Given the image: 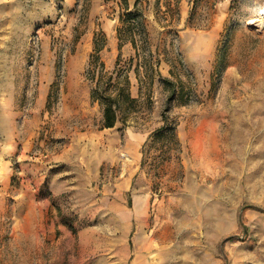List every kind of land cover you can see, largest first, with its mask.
<instances>
[{
    "label": "rangeland",
    "instance_id": "rangeland-1",
    "mask_svg": "<svg viewBox=\"0 0 264 264\" xmlns=\"http://www.w3.org/2000/svg\"><path fill=\"white\" fill-rule=\"evenodd\" d=\"M263 7L43 0L18 12L0 31L10 55L0 65V264H29L34 230L48 264H264V27L249 23ZM100 86L132 99L119 97L113 127H103ZM205 135L229 182L218 207L240 218L223 237L217 221L210 232L195 220L192 204L208 200L186 194L190 139ZM165 192L181 219L169 252L154 240Z\"/></svg>",
    "mask_w": 264,
    "mask_h": 264
},
{
    "label": "crops",
    "instance_id": "crops-1",
    "mask_svg": "<svg viewBox=\"0 0 264 264\" xmlns=\"http://www.w3.org/2000/svg\"><path fill=\"white\" fill-rule=\"evenodd\" d=\"M4 0H0V31L4 30L8 27H13L17 24L16 15L18 12H32V6L34 3L39 2L42 4L43 0H6V2H2ZM98 3V2H97ZM109 26V23H104L103 25ZM10 58L8 53H0V60H3V63L0 64L3 66V69L7 67L8 63H5ZM5 76V74H4ZM3 77V75H2ZM3 84V83H2ZM1 88V87H0ZM1 88L0 90H2ZM206 137H201L200 142L194 141L190 139L191 147L190 151L192 158L195 160L191 162L190 169H188V179L185 182V187L187 188L186 194L193 196L192 199H196L197 201L208 200L205 203H195L192 204V212L194 213L195 220H197V215L199 217V223L201 225L209 226L210 220L217 221L216 224L211 225L216 227L214 231V235L217 236H226V234L234 233L240 225V218L235 214V211L224 213L218 207L217 200L221 198L222 189L226 186H229V182L225 186V182L223 179H218L216 171L217 164L220 162V152L221 150L218 148L217 141L209 144V139ZM216 139V138H215ZM198 145V147H193ZM199 159V161H197ZM212 172L213 178L207 179H195V173L200 172L202 176L205 173L210 174ZM233 182V180H232ZM168 193V196L163 195L162 198L157 196L156 198V225L154 226V240L156 241V245L168 246V252L171 251V245L168 244L170 238L172 236V227H181V219L176 217V220H173L172 211L174 210V205L171 202V192ZM146 202V197L143 196L141 199L138 198L137 204V217L138 223H141L142 215L144 214V205ZM132 213L125 211L122 213V219L128 221L131 219ZM206 217L207 222H205L204 218ZM200 225V226H201ZM193 226H197L196 222ZM198 227V226H197ZM202 226L197 228V235L202 230ZM209 229V227H208ZM210 230V229H209ZM211 232V230H210ZM32 238L29 239L30 242L29 251H26L27 260L30 261L31 264H48V261L52 258L48 256L47 245H45L43 240H40L39 236L41 235L38 230L31 231ZM40 243L42 244L40 246ZM182 248V247H181ZM202 248V244L200 245ZM166 250V249H164ZM41 252V253H39ZM168 258L170 255L168 254ZM54 260L58 261L59 257H54ZM29 263V264H30ZM58 264V262H57Z\"/></svg>",
    "mask_w": 264,
    "mask_h": 264
},
{
    "label": "trees",
    "instance_id": "trees-1",
    "mask_svg": "<svg viewBox=\"0 0 264 264\" xmlns=\"http://www.w3.org/2000/svg\"><path fill=\"white\" fill-rule=\"evenodd\" d=\"M123 1L126 3V5H128V0ZM97 93H100L97 99L103 107V127L115 126L117 121L119 120V110L121 109V102L119 97L125 95L128 100L132 101V99L129 97V94L126 95L124 93V88L119 89V94L117 96H113L112 94H109L106 90H102L101 86L97 87L93 92V94L96 95Z\"/></svg>",
    "mask_w": 264,
    "mask_h": 264
},
{
    "label": "bare ground",
    "instance_id": "bare-ground-1",
    "mask_svg": "<svg viewBox=\"0 0 264 264\" xmlns=\"http://www.w3.org/2000/svg\"><path fill=\"white\" fill-rule=\"evenodd\" d=\"M264 7L261 9V11L259 12V14L254 15L251 19H250V25L252 26H256L257 28L261 29L264 27ZM258 13V12H257Z\"/></svg>",
    "mask_w": 264,
    "mask_h": 264
},
{
    "label": "built area",
    "instance_id": "built-area-1",
    "mask_svg": "<svg viewBox=\"0 0 264 264\" xmlns=\"http://www.w3.org/2000/svg\"><path fill=\"white\" fill-rule=\"evenodd\" d=\"M264 12V11H263Z\"/></svg>",
    "mask_w": 264,
    "mask_h": 264
}]
</instances>
